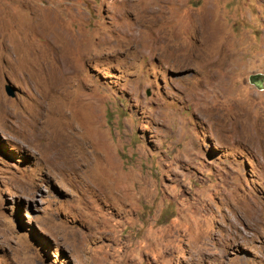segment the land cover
<instances>
[{"label":"rangeland","instance_id":"374dc122","mask_svg":"<svg viewBox=\"0 0 264 264\" xmlns=\"http://www.w3.org/2000/svg\"><path fill=\"white\" fill-rule=\"evenodd\" d=\"M0 264H264V0H0Z\"/></svg>","mask_w":264,"mask_h":264},{"label":"water","instance_id":"95a60500","mask_svg":"<svg viewBox=\"0 0 264 264\" xmlns=\"http://www.w3.org/2000/svg\"><path fill=\"white\" fill-rule=\"evenodd\" d=\"M6 92L11 96H15V89L10 84L6 85Z\"/></svg>","mask_w":264,"mask_h":264}]
</instances>
